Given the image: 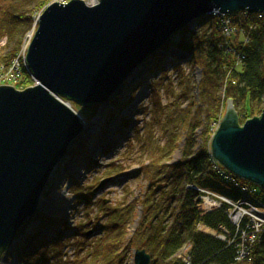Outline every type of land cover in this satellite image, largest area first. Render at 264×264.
I'll list each match as a JSON object with an SVG mask.
<instances>
[{
    "label": "water",
    "instance_id": "obj_1",
    "mask_svg": "<svg viewBox=\"0 0 264 264\" xmlns=\"http://www.w3.org/2000/svg\"><path fill=\"white\" fill-rule=\"evenodd\" d=\"M264 15V0L58 1L37 19L27 63L36 85L0 87V256L42 206L52 175L82 124L60 101L99 106L174 35L215 12ZM214 158L236 177L264 188V108L238 126L232 100L212 143ZM146 250L134 264H151Z\"/></svg>",
    "mask_w": 264,
    "mask_h": 264
},
{
    "label": "trees",
    "instance_id": "obj_2",
    "mask_svg": "<svg viewBox=\"0 0 264 264\" xmlns=\"http://www.w3.org/2000/svg\"><path fill=\"white\" fill-rule=\"evenodd\" d=\"M55 1L0 0V42L5 38L7 40L6 45L1 48L0 66L9 67L23 46L26 35L33 29L34 17ZM231 18L239 27L243 38H246L245 42L242 34L236 36L240 42L237 46L232 43L231 52L222 48L224 39L218 26L219 19L205 16L173 36L171 41L146 64L151 73L161 71V75L152 83L157 112L161 106L159 93L164 88L168 69L177 64L176 57L173 58L171 55L163 57V53L175 48V51L186 54L191 58L192 65L203 68L200 84L201 108L199 107L196 115L191 118L193 121L188 124L190 134L186 137L182 158L176 164H169L178 140L176 132L167 136L168 140L163 146L154 136L153 122L145 129L144 137L140 139L136 136L141 143L140 147L144 148V155L149 158L143 167V174L145 173V177L154 188H149L146 196L137 201L142 208L143 216L131 241H126V230L134 221L135 205L107 207L109 212L106 214L108 217L106 223L94 229L101 232V237L93 242L78 243L73 259L62 261L64 233L69 228L64 222L58 228L60 224L58 221L53 223L54 228L51 227L53 236L43 237L44 240L33 246H29L27 242L25 245L27 252L17 254L24 264H125L127 251L132 246L136 250H146L152 258L151 264H183L181 260L176 259V255L187 243L193 245L192 264H237V249L234 245L230 246L215 236L199 231V226L203 225L217 233L226 230L232 237L237 236L236 227L229 220L225 205L210 213H204L197 200L198 193L194 190V187L210 189L235 201L242 197L238 190L222 178L218 179L212 172L207 149L211 137L207 131L200 136L203 141L200 149H196L198 140L195 133L200 128L197 115L205 116L207 123L219 120L220 99L218 101L217 94L222 89H225L226 96L234 101L236 110L244 111L243 117L251 118L250 114L258 108L262 113L264 107V16L262 20H258L255 14L244 17L239 12ZM253 25L256 28L251 30ZM233 50L236 53L231 55ZM237 57L242 60L238 61ZM174 69L180 74L183 72V68L179 66ZM23 76L19 88H28L32 82L25 70ZM77 105L81 108L79 111L85 113L89 119L96 114L95 105L84 107ZM154 119L157 121L156 115ZM72 154V152L68 154L70 159L74 157ZM121 171L122 167L113 163L107 167L106 176L117 177ZM161 184L156 193L155 190ZM80 189L81 187L76 188V193ZM261 189L259 196L264 202V188ZM91 196L92 194L87 193L84 197L78 195V198L81 197L80 200L89 207ZM172 204L176 206L173 212H170ZM34 218L35 216L28 224L34 221ZM41 227L43 229L44 225ZM86 227L87 225L84 228ZM84 228L75 231L77 237ZM241 228H245V222ZM21 230L23 231L20 236L23 235L24 228ZM40 246H44L43 252L40 251ZM52 251L55 252L53 255L50 254ZM251 257V262L247 264H264V233L252 247Z\"/></svg>",
    "mask_w": 264,
    "mask_h": 264
},
{
    "label": "rangeland",
    "instance_id": "obj_3",
    "mask_svg": "<svg viewBox=\"0 0 264 264\" xmlns=\"http://www.w3.org/2000/svg\"><path fill=\"white\" fill-rule=\"evenodd\" d=\"M56 1L69 2L70 0ZM245 12L246 11H243L241 13L244 17ZM40 14L34 17L33 29L24 39L25 43V40L31 38L28 48H30V44L34 36L33 34H35V31L37 30V25L35 24L37 23V19ZM218 19V26L219 28H222L221 25L223 20L220 18ZM228 19L232 20L231 16H229ZM257 19L259 20L260 18L257 17ZM232 24V27L235 28L236 32L231 38V45L234 44L237 46L240 41L236 38V36L241 35L242 33L239 31V27L234 24L233 20ZM255 28L256 26L253 25L251 30ZM221 33L223 34L222 30ZM241 36L243 38V34ZM222 37L225 42V36L222 35ZM245 39L246 38H243V41H245ZM224 50L228 51L227 48H224ZM0 54L2 53L0 52ZM233 54L234 53H231V55ZM169 55L173 58L176 57L175 59L177 64L173 67H169L170 69H168L169 71L167 72L164 88L159 93V102H161V106L158 108L157 112L155 110L156 103L154 101L155 96L153 94L152 83L161 75V71L156 70L154 74H151V70L148 66L147 70L142 74V69L147 63H149V58L135 70V73L132 76L129 77L128 81L125 82L126 86L124 87L122 94H118L116 99L110 100L109 104L97 106L96 114L90 119L85 113H82L86 120H98L99 124L97 131L91 136H84L83 134L80 135L75 143L72 144L75 148L74 152H72L75 154L74 158L65 159L56 170L54 177L50 180L46 187V192L41 201L42 207L39 208L35 214V220L30 222V224L27 222L23 226V235L20 236L23 231L21 230L12 248L1 254L0 264H24L22 259L19 258L17 254L22 251L27 252L25 247L27 242L29 246H33L35 244H39L42 239L44 240L45 238L43 237L53 236V233H51V227L54 228L55 224L53 223L58 221H60L58 228H60L61 223L64 222L67 224L68 228H72V230L74 229L73 233L65 235L61 249V252L64 255L62 261L71 260L74 258L73 255L75 246L78 245V243L93 242L95 239L101 237V232L94 229L96 226L106 223L108 218L106 214L109 212L108 208L120 207L122 204L123 206L130 204L135 205H133L134 221L128 225L126 230V241H131L136 233V230L139 228V224L143 216L142 208L138 205L139 202L137 201L143 199L146 196L148 189L153 187V185L150 184V181L145 177V173L143 174V167H145L148 163L149 158L144 155V148L140 147L141 143H139L140 141L136 138V136L140 139L144 137L145 129L153 122L155 124L153 129L154 136L155 138H158L157 140L163 146L168 140L167 136H171L172 132H176L178 140L175 150L171 153L172 156L169 163L170 165L176 164L182 158V150L185 146L186 137L190 134L188 124L193 121L191 119L192 116L196 115V112L201 106L200 84L203 78V68L192 65L190 62L191 58H188L186 54L175 51V48L172 51L163 53V57H167ZM177 66L183 68V72L181 74L179 71L177 72L174 69ZM7 69H9V67ZM166 69L163 68V70ZM140 76L143 77L142 79L145 77H147V79L141 80ZM23 78L24 77H22L21 80H23ZM19 82L20 81L14 83L4 82L2 85L14 87V89L18 91H24L29 88H19ZM141 93H143L142 96H140ZM226 95L225 89H222L217 94L218 101L220 99L219 110L221 116L219 120H215L212 123H209V121L207 123V118H205V116L199 117V115H197L196 119L200 120V128H198L195 133L198 140L196 143L197 150L200 149L199 146H201L202 143L200 136H203L205 131H207L211 140H213L220 129L224 118L228 114V103L229 100L232 99H229ZM232 104L236 110L233 100ZM76 107L79 108L77 104ZM79 110H81V108H79ZM236 111L238 113V126L241 127L248 120L262 115L259 108L250 114V116L247 115L251 117L249 119L247 117H243L244 111L241 109ZM261 111L263 112V109ZM155 115L157 117V121L154 119ZM111 128L114 131L113 133L116 135H110L112 132ZM211 140L209 145H207V149L210 155L211 170L216 177L218 179L222 178V180L230 185H232L235 181L242 183L248 187V192L251 196L258 197L262 187L236 177L222 164H220V162L214 158L212 153ZM92 145L94 148L102 147L101 151L97 152L96 155H90L89 151ZM84 153L87 155L84 159H82L84 157ZM113 163L122 167L121 174L117 177H107V167H110ZM69 165H72L74 168L68 169ZM222 173H226L227 176L231 178L230 182L224 179V176L221 175ZM161 186L162 184L155 190L156 193ZM79 187H81V189L76 193V188ZM200 189L207 190L214 194L208 196L212 200L217 199V197L219 198L218 200H220V198H227V196L221 195L210 189ZM200 189L197 187L194 188V190L198 193L197 200L200 208L203 212H205V209H203V196H201V192L199 191ZM87 193L92 194V199L90 201L91 204L89 207L80 200L81 197L78 198V195L84 197V194ZM231 203L226 202L222 205H225L227 213L233 208V204ZM65 204H69L70 210H72L71 215L66 216L57 214L54 209H52V207L55 206L63 208ZM175 206V204L171 205L170 212H173ZM168 215H170V213ZM169 223H171V221H169ZM43 225L44 227L42 229L41 226ZM86 225L87 227L84 228ZM200 226H202V229L199 227V231L203 230L208 235L215 237L218 236L217 233L212 229L210 230L209 227L203 225ZM79 228L84 229L80 233L79 237H77L75 231ZM37 230L39 231L37 232ZM221 241L226 242L225 239H221ZM185 247L189 253L185 250ZM183 248L182 255L187 253L189 255L187 258L192 260L191 254L193 253V245L187 243L183 246ZM39 249L43 252L44 246H40ZM135 251L136 248L134 246L127 251L125 264H134ZM54 253L55 252L52 251L50 254L53 255ZM181 262L184 261L181 260Z\"/></svg>",
    "mask_w": 264,
    "mask_h": 264
},
{
    "label": "built area",
    "instance_id": "obj_4",
    "mask_svg": "<svg viewBox=\"0 0 264 264\" xmlns=\"http://www.w3.org/2000/svg\"><path fill=\"white\" fill-rule=\"evenodd\" d=\"M66 3V1H63ZM245 17H247V13L244 14ZM215 17L220 18L223 20L222 22V28H220L223 32L222 35L225 36V42L222 46V48H227L228 52H231V38L233 37V34H235L236 30L233 28L232 20L228 19L229 16L226 14H220L218 12L214 13ZM258 18L262 19L263 15L258 14ZM226 18V19H225ZM31 41V38L28 40H25V43L21 50L19 51L17 57L11 62L9 69L10 71H18L22 68H27V55H28V45ZM6 43V40H3L0 42V49L3 47ZM232 53H236L234 50ZM238 61L242 60L241 58L237 57ZM13 78V76H11ZM10 79V78H9ZM8 79V80H9ZM6 80V79H5ZM223 172V171H222ZM222 176H224V179L228 182H230V177L227 176L226 173H222ZM233 188L238 190V192L242 195L240 199L237 201L230 200L228 198H219L212 200L210 197L212 194L211 192L207 190L200 189L201 192L202 201H203V209L206 213L215 211L219 209L224 203H231L233 204V208L230 209L227 213L229 220L231 223L237 228V236H233L224 230L222 233H218L217 238L218 239H225L226 243L228 245H234L237 249V257L236 262L237 263H247L251 262V254H252V247L253 245L259 240L264 233V202L263 199L260 197L251 196L248 192V187L246 185L240 184L238 182H233L232 184ZM216 197V195H215ZM231 201V202H230ZM230 205V204H229ZM249 216V218H248ZM245 222V228L242 229L241 226ZM200 229H202L200 227ZM177 254V258L179 260H183L185 264H192V261L188 259L189 256L187 253L182 255V250ZM185 250L187 248L185 247ZM188 251V250H187ZM189 253V251H188Z\"/></svg>",
    "mask_w": 264,
    "mask_h": 264
},
{
    "label": "bare ground",
    "instance_id": "obj_5",
    "mask_svg": "<svg viewBox=\"0 0 264 264\" xmlns=\"http://www.w3.org/2000/svg\"><path fill=\"white\" fill-rule=\"evenodd\" d=\"M84 1H86V3L88 4V5H91V6H93V5H96V4H98L99 3V1L100 0H84ZM200 19H198V20H196L195 22H197V21H199ZM36 25V24H35ZM19 53V52H18ZM18 55V54H17ZM17 55L14 57V59L17 57ZM13 59V60H14ZM145 62V61H144ZM143 62V63H144ZM142 63V64H143ZM141 64V65H142ZM147 66V65H146ZM144 67L142 70V74L147 70V68L148 67ZM23 70H25L26 72H27V74H28V77H29V79L31 80V82H32V85L31 86H29L30 88L31 87H33V86H35L36 85V81H35V78H34V75H33V73H32V71L30 70V68H29V66L27 67V68H22V69H20V70H18V71H10V69H7L6 67H4V66H0V87H2V84H3V82H12V83H14V82H17V81H21V78L22 77H24L23 76ZM136 70V69H135ZM135 70H134V72L132 73V75L135 73ZM151 74H154V73H151ZM131 75V76H132ZM11 76H13V78L11 77ZM153 76V75H152ZM10 78V79H9ZM134 78V77H133ZM140 78H141V80H145V79H147V77H145L144 79H142L143 77L142 76H140ZM148 78H150V77H148ZM6 79V80H5ZM9 79V80H8ZM129 79V78H128ZM128 81V80H127ZM133 81V80H132ZM144 82V81H143ZM126 86V83H124L120 88H119V90L115 93V94H113L111 97H110V99H109V101L110 100H113V99H116V96L118 95V94H122V91L124 90V87ZM9 87H11V86H9ZM14 88V87H13ZM16 90V89H15ZM143 95V93H141L140 94V96H142ZM65 98H67V97H65ZM64 97H60V101H62V102H64V103H66V105L67 106H69L75 113H76V115L78 116V118H79V120H80V122H81V124H82V131H81V134L80 135H84V136H91V135H93L96 131H97V129H98V124H99V122H98V120H95L94 118V120L92 121V120H86L85 118H84V115H82V113L79 111V109H78V107H76V104H79L78 102H76V101H74V100H71V99H69V100H71V101H73V102H70V101H67L66 99H65ZM109 101L107 102V103H104V104H109ZM79 105H81V104H79ZM103 105V104H102ZM81 106H85V105H81ZM87 106V105H86ZM95 107H97V106H95ZM111 133H110V135L111 136H114V135H116V134H114L113 132V129L111 128ZM214 140V139H213ZM213 140H211V144L213 143ZM203 142V141H202ZM101 148L102 147H100V148H94V146L92 145L91 147H90V151H89V153H90V155H96V153L97 152H100L101 151ZM70 149H72V150H70L69 152H74V147L73 146H71V148ZM100 154V153H99ZM72 155H75L74 153L72 154ZM87 154L86 153H84V157L82 158V159H84L85 158V156H86ZM68 155H66L64 158H63V160L60 162V164L58 165V167H57V169L60 167V165L64 162V160L65 159H67V158H69V156L67 157ZM95 157V156H94ZM74 158V157H73ZM75 162H76V160H75ZM79 163V162H78ZM72 168H74L72 165H69L68 166V169H72ZM56 169V170H57ZM56 170H55V172H56ZM54 172V173H55ZM54 177V174L52 175V178ZM50 182V181H49ZM42 207V206H41ZM52 209H54V211L57 213V214H62V215H66V216H68V215H71L72 214V210H70V207H69V204H65L64 206H63V208H61V207H59V206H55V207H52ZM183 264H185V262H182Z\"/></svg>",
    "mask_w": 264,
    "mask_h": 264
}]
</instances>
